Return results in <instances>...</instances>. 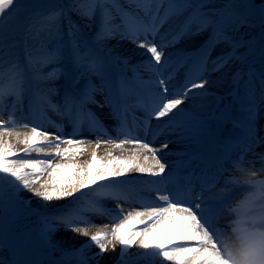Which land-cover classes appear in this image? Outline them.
<instances>
[{"label":"snow or ice","instance_id":"snow-or-ice-1","mask_svg":"<svg viewBox=\"0 0 264 264\" xmlns=\"http://www.w3.org/2000/svg\"><path fill=\"white\" fill-rule=\"evenodd\" d=\"M212 2L0 0V249L6 239L25 242L15 233L14 221L21 213L19 206L31 203L20 199V193L29 190L43 201L72 197L78 204L58 215H41L39 221L44 240L59 227L88 237L79 248L64 252L67 264H99L117 246L116 264H135L129 259L133 247L142 250L137 260L149 264L157 260L159 264H264V152H255L264 146V137L257 128L254 70L250 67L245 72L239 67L232 74L228 95L240 102L244 82L247 102L240 103V111L246 115L233 119L227 105L220 111L218 119L232 123L241 133L210 160L199 152L182 153L189 158L169 166L160 156L169 142L152 147L166 130H180L183 138L200 142L204 121L181 112L180 106L194 98L196 89L202 90L196 95L209 94L208 76L244 61L246 54L238 50L245 42L234 33L242 26L254 27L257 15L264 61V3L222 0L220 7H209ZM181 17L174 31L161 34L169 20ZM202 34L206 36L197 49L196 63L173 90L176 71H169L173 60L165 49L184 37ZM112 40L128 41L144 50L147 59L131 65L132 78L125 74L128 58L116 54V45L108 43ZM253 43L247 42L249 49ZM183 65L182 60L177 67ZM61 79L63 84L56 83ZM259 82V101L264 102V72ZM97 92L104 95L103 103L96 100ZM90 104L109 109L108 116L114 121L111 129ZM153 119L157 121L155 132ZM85 132L97 139L76 138ZM105 136L109 138H101ZM101 145L107 146L103 156L98 155ZM125 145L132 146L129 154L114 155L113 149L124 150ZM249 153L261 161L259 172L243 167L245 162L255 164L245 161ZM85 154L90 158L78 162ZM193 161L199 163L193 166ZM93 162L98 164L95 169ZM228 165L243 180L225 176ZM181 169H189L182 179L178 178ZM60 170H71V175L57 181ZM243 188L248 189L246 194L230 206L235 190ZM85 196L87 200L79 203ZM226 213L233 217L227 233L216 223ZM93 216L112 221L111 226L90 232ZM93 246L97 251H92ZM0 264H5L3 259Z\"/></svg>","mask_w":264,"mask_h":264},{"label":"rangeland","instance_id":"rangeland-1","mask_svg":"<svg viewBox=\"0 0 264 264\" xmlns=\"http://www.w3.org/2000/svg\"><path fill=\"white\" fill-rule=\"evenodd\" d=\"M252 2L255 3L256 5H260L261 3H264V0H252ZM221 3L222 0H213V2L209 5V7H220ZM185 15H187V13H185ZM182 19L183 17L179 19L172 18L171 20H169L168 23H166L161 28V34H164L169 29H172L174 31L177 28L178 24L180 23V20ZM73 20H77V22L81 24L83 23V21H79L76 16H73ZM253 21L255 24L254 27L249 28L247 26H242L240 27L238 32L234 33L236 39H240L242 37L243 42H245V46L240 47L238 50L239 53L246 54L244 61L243 62L237 61L232 65H230L228 68L224 69L222 72L213 73L210 76H208L207 79L210 81V84L207 88V92L209 94L204 96L196 95V97L198 96L205 98L206 104L201 108L197 107L195 109H189L190 110L189 112L192 115H195L204 121V130H207L206 138L209 141L212 140L216 136V134H218L219 131L220 133H222V136L225 139H227L228 136L232 133H239V134L241 133V130L239 128H233L232 123L230 122L225 123L218 119L220 111L223 110L226 105L229 106V110L231 112V116L233 119L240 120L243 119L244 116L246 115L244 112L240 111V103L247 102V98L245 97V91H244V82L242 81L240 86L239 94L242 98L240 102H233L232 97L228 95V93L232 90V83H231L232 74L239 67H243L245 72H247L250 67L254 70L255 75L253 76V81H254L253 87H254L256 99L259 102V117L257 119V128L259 129V135L261 137H264V102L259 101L262 92V87L259 82L260 74L264 72V61H262L261 53H260L261 42L259 40V34H260L259 16L257 15L253 17ZM84 31L88 33L89 36L92 35V32L89 29L85 28ZM205 36L206 34H202L200 36L184 37L180 40L179 43L173 45L172 47H169L175 50V53H173V57H172L173 65L172 68L169 69V71H173V70L176 71V79L172 82L173 90L176 86L183 83L184 78L188 73L189 69L196 63V60L198 58L197 49L203 43ZM250 40L254 41V43L251 46V49H249V47L247 46V42ZM122 42L123 41H120L118 43L116 40H112L109 41L108 43L109 46L116 45V54H119L120 56L123 57H127L128 55L123 53L122 50L120 49L122 48L120 47ZM222 48L223 45L218 47L213 52L212 54L213 57H215L221 51ZM127 58L128 60H130L129 57ZM182 60L184 61L183 67H177L178 63ZM131 65H135V64L129 62V68L125 73L126 76L129 78H132L133 76ZM121 67H123V65H121ZM246 79L247 77H245V80ZM93 82L99 83V80L93 78ZM56 83L63 84L64 81L63 82L57 81ZM81 87H83V81L81 82ZM201 91L202 90H200L197 93H200ZM101 96L103 97L104 95L101 94ZM222 96L225 97V99L219 100L218 98ZM94 106L97 105L95 104L88 105V107L93 112H95ZM97 116L99 115L97 114ZM3 118L7 119V116L5 115ZM52 119L58 121V117L56 116H52ZM111 121L113 127L114 121L113 120ZM155 121H156L155 119L152 120V122ZM165 123H167V121L164 122L163 124ZM108 124L106 126L109 129H111V125L109 126ZM68 129L71 130L70 128H67L65 130ZM51 130L55 131V129L53 128H51ZM166 131H164L163 134L167 135L166 140L169 143L176 141L175 136L177 135L175 134L181 132L180 130H177L175 132H172L171 130H166ZM160 137L161 135H159L156 138L155 143L152 144V146H154L155 148H160L161 145L165 142V140H161ZM193 146L194 144H192V146L190 145L189 147H192L193 149ZM256 150L264 152V146L255 149V151ZM237 152L238 150L234 152L233 155L235 156ZM161 153L163 156L168 158H173L179 155L178 151L176 150L162 151ZM245 161H248L246 157H245ZM245 163L247 164V162ZM256 163L261 164V161L257 160ZM196 164L197 161H193V165ZM228 168L229 171L225 173V176H229V174L235 170V168H233L231 165H228ZM57 181H62V180H57ZM247 191H248L247 188L236 189L234 199L239 195H245ZM20 199L26 202L29 200L31 201L30 205L25 203L24 205L19 206L21 209V213L16 217L14 221L15 233L17 235H22L25 242L23 243V245H21L11 239H6L5 243L2 246V249H0V259H3L5 264H58V262L60 261H64V264H67V260L64 257V252L66 250L79 248L82 244L86 243L88 239L86 240L81 239L80 237H78L76 233H72L71 235L72 238L70 237L69 240H66L64 238H63L64 240H56L53 234L54 232H52L49 238L47 240H44L39 235L38 230L41 227L39 221L41 219V215H47V216L58 215L60 214L61 210L68 211L70 208L77 207L78 204L73 203L72 197H68L60 200L53 199L52 201H43L37 197H34L33 195H29L27 193V190H23L20 193ZM86 200H87V196L82 197L79 203H83ZM233 200L230 202V204L233 202ZM64 230L65 229L63 227H59L57 228L56 231H64ZM222 230L225 231L226 233L229 231L227 225H225ZM130 260L135 261V264H149L148 261H145L143 259L137 260V258H130ZM73 264H75L74 261ZM155 264H159V261L158 260L155 261Z\"/></svg>","mask_w":264,"mask_h":264},{"label":"bare ground","instance_id":"bare-ground-1","mask_svg":"<svg viewBox=\"0 0 264 264\" xmlns=\"http://www.w3.org/2000/svg\"><path fill=\"white\" fill-rule=\"evenodd\" d=\"M157 42L159 43V40H157ZM122 48H120L122 50L123 53L127 54L130 58L129 62L133 63V64H139L141 61L143 60H146L147 59V56L142 54L144 52L143 49H140V48H137L135 44L133 43H129L128 41H123L121 43V46ZM173 53H175V50H173L172 48H167L165 49V55L167 56L168 54H171V56L173 57ZM141 75L144 79H148V76L141 72ZM226 75V74H225ZM60 81L63 82V79H61ZM93 83H96V84H99L97 82H93ZM200 89H196L194 90V98H191V99H188L185 101L184 104H182L180 106V109H181V112H187V113H190L189 109H195V108H201L202 106H204L206 104V101H205V98L203 97H196V93L199 92ZM102 94V93H101ZM101 94L99 92L96 93V100L100 103H103L104 101V96L102 97ZM94 109H95V112L99 115L100 119L104 121L105 125H108L110 126L111 125V128H112V119L108 116V113H109V109L107 107H104V108H100V107H97V106H94ZM199 110V109H198ZM138 115H140L139 113H137ZM191 114V113H190ZM168 120V118H163L162 121L160 122L161 124V127L164 125L163 123L166 122ZM156 125H157V121L155 122H152V131L155 132L157 131V128H156ZM220 128V126H219ZM21 131H24L26 129H19ZM49 130H51V128H49ZM52 131V130H51ZM65 131H71V130H65ZM167 132V131H166ZM188 133H184V136H187ZM144 134L141 133L140 136H143ZM175 135V139L176 141H173V142H170L168 143V148L167 149H162V151H172V150H176L178 151V156H175L173 158H168V157H165L162 155V151L160 152V156H161V160L162 162H164L166 165H169L171 166L172 164H174L175 162H178V161H184L186 159H188V155H181L182 153H192V152H199L201 155H204L206 156L205 159H208L210 160L211 157L218 151H220V147H217V142L218 140L220 139V135H222V133H220V131L218 132V134H216V136L212 139V140H207L206 138V135H207V130H204L203 131V135H202V138L200 140V142L198 144H194L193 146V149L192 147H189L190 145L192 146V141H188V139H185L183 138V136L181 135V132L180 133H176ZM77 139H81V138H84L86 140H95L97 139L96 136L94 135H89L87 132H85L83 134V136H77L76 137ZM102 139H108V137H101ZM123 138V137H121ZM161 140H166L167 139V135L166 134H163L161 135ZM148 140H151L152 139V136L151 134H149V136L147 137ZM160 141V140H159ZM205 141V142H204ZM226 143L225 141L223 142V144ZM107 146L106 145H101V148L98 150V155L100 156H103L105 154V148ZM131 145H125L124 146V150H121V149H113V153L114 155H121L122 151L125 155L129 154V151L131 149ZM154 147V146H152ZM205 150V151H203ZM238 149H236L237 151ZM204 152V153H203ZM257 153H261V151H255ZM33 157L36 156L35 153H32L31 154ZM90 158V155L89 154H85L84 156L82 157H79L78 158V162H83L84 160H87ZM246 158L248 160H254L257 162V160H259V158L257 156H254L252 153H249L247 154ZM56 160H58L59 158H55ZM253 165V164H246L244 163L243 164V167L249 169V170H255L257 172H259V169L261 168V164L259 163H256ZM98 166L97 162H93V168L95 169L96 167ZM188 172L189 169H181L178 174L180 172ZM46 175V174H45ZM71 175V170H60L58 171L57 175H56V179L57 180H62L64 181L67 177H69ZM132 175L136 176V175H140V174H136V173H133ZM262 176H264V174H261ZM229 176H236L238 179L240 180H243V176L241 175V173H239L236 169L229 174ZM219 189H214V191H218ZM27 193L29 195H32V193L27 190ZM244 195H239L237 196L233 202L231 204H234L236 201L240 200ZM230 204V206H231ZM108 206H112V202L109 201L108 202ZM127 208V206H125ZM227 216V218H224V219H219L218 220V226L221 228L222 227V224L226 223V225L229 224V221L233 218L232 216L230 215H225ZM92 221H93V224L89 226V231L92 232V231H95L97 227H100V226H103V225H108L109 227L111 226V223L112 221L108 220V219H105L103 217H96V216H93L92 218ZM127 230V229H125ZM72 233H75V232H72L70 230H64V231H55L53 234H54V237L56 240H69V238L71 237L72 238ZM78 237H80L81 239H88V237H85L81 234H78ZM77 237V238H78ZM64 238V239H63ZM92 251H97V249L93 246L92 248ZM142 252L141 249H138L137 247H133L132 249H130V252H129V259L130 258H136V254ZM90 255V253H88ZM119 254H120V247L117 246L116 248V251L113 252L111 249H109L108 252H106L103 256L102 259H100V263L99 264H116L117 262V259L119 257ZM109 262H108V261Z\"/></svg>","mask_w":264,"mask_h":264}]
</instances>
